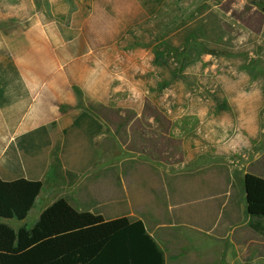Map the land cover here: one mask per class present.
Returning a JSON list of instances; mask_svg holds the SVG:
<instances>
[{
	"label": "rangeland",
	"instance_id": "obj_1",
	"mask_svg": "<svg viewBox=\"0 0 264 264\" xmlns=\"http://www.w3.org/2000/svg\"><path fill=\"white\" fill-rule=\"evenodd\" d=\"M91 1L0 0V162L18 172L0 176L42 184L25 221H3L15 231L60 199L111 217L119 175L153 185L173 142L221 141L227 70L248 81L262 71L264 0Z\"/></svg>",
	"mask_w": 264,
	"mask_h": 264
},
{
	"label": "crops",
	"instance_id": "obj_2",
	"mask_svg": "<svg viewBox=\"0 0 264 264\" xmlns=\"http://www.w3.org/2000/svg\"><path fill=\"white\" fill-rule=\"evenodd\" d=\"M25 1L32 6L38 3ZM44 2L59 4L58 0ZM11 3L23 5L22 0H11ZM89 5L95 6L97 2L92 0ZM143 15L145 21H150L148 14ZM240 16H246L247 20L253 17L251 14ZM254 20L251 23L255 24ZM254 30L244 38L249 45L246 52L257 45ZM245 65L257 71V63ZM227 75L229 78L222 84V97L231 104L226 111L228 119L221 127V141L213 144L211 136L201 150L198 146L193 148V144L173 142L172 155L166 148L157 162L153 185L149 184L148 175H119L117 188L124 195L116 192L115 196L108 197L111 217L92 212L107 220L125 217L141 222L161 254L163 264H264V236L249 226L244 191L245 176L264 180V124L260 120L264 64L262 71L252 74L255 78L249 81L237 73L235 79L228 70ZM230 118L237 119L235 126ZM211 126L212 123L205 126L207 131ZM0 173L18 172L12 163L0 162ZM104 205L105 200L99 199L97 206Z\"/></svg>",
	"mask_w": 264,
	"mask_h": 264
},
{
	"label": "trees",
	"instance_id": "obj_3",
	"mask_svg": "<svg viewBox=\"0 0 264 264\" xmlns=\"http://www.w3.org/2000/svg\"><path fill=\"white\" fill-rule=\"evenodd\" d=\"M41 190L39 181L21 174L0 176V264H163L141 222L78 212L63 199L30 229L3 223L25 221ZM244 191L249 226L264 236V180L245 176Z\"/></svg>",
	"mask_w": 264,
	"mask_h": 264
}]
</instances>
